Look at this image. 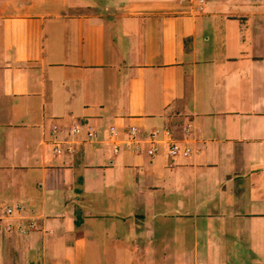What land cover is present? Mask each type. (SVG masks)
Instances as JSON below:
<instances>
[{
	"label": "crops",
	"instance_id": "obj_1",
	"mask_svg": "<svg viewBox=\"0 0 264 264\" xmlns=\"http://www.w3.org/2000/svg\"><path fill=\"white\" fill-rule=\"evenodd\" d=\"M196 8L0 0V264H264V0Z\"/></svg>",
	"mask_w": 264,
	"mask_h": 264
},
{
	"label": "built area",
	"instance_id": "obj_2",
	"mask_svg": "<svg viewBox=\"0 0 264 264\" xmlns=\"http://www.w3.org/2000/svg\"><path fill=\"white\" fill-rule=\"evenodd\" d=\"M180 3H185V2H196L197 3V11H201L202 10V5L204 3L205 0H178ZM72 133L74 135L79 134L81 132V128L78 126H73L71 128ZM112 131H115L114 128H111ZM134 130V128H132V131ZM86 136L88 139H94L95 138V132L93 130H91L90 128H88L86 130ZM151 139H153V135L150 137ZM62 147H60V143L56 142L55 146H54V152L57 154L62 153ZM157 151V148L155 146H152L151 148H149V150L147 151L148 154L153 155L155 154ZM191 153V148L188 146H181L178 143H174L171 142L169 151H168V155L169 156H176L178 154H182V155H189ZM23 210V206L21 204H15V205H11V206H6L3 210L2 215H0V231H10L12 229H14V225L12 223V221L10 219L11 216H13V214L15 213H20ZM5 220L4 223H2L1 221ZM29 227L32 228L33 227V223L29 224ZM17 230H22L23 229L21 227H18Z\"/></svg>",
	"mask_w": 264,
	"mask_h": 264
}]
</instances>
